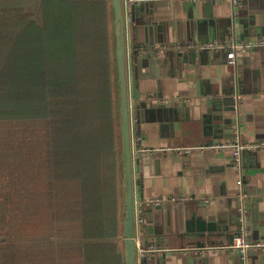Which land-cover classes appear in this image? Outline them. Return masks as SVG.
I'll return each instance as SVG.
<instances>
[{"label": "crops", "instance_id": "0c3cea01", "mask_svg": "<svg viewBox=\"0 0 264 264\" xmlns=\"http://www.w3.org/2000/svg\"><path fill=\"white\" fill-rule=\"evenodd\" d=\"M124 2L129 104L140 119V135H133L135 242L170 249L155 257L136 252L137 264H264V252L241 258L227 248L241 224L247 240L264 242V148L244 150L238 163L229 150L209 148L141 154L139 162L136 148L137 141L140 148L207 146L235 134L242 143L264 142V47L244 46L264 37V0ZM184 43L196 48L177 50ZM232 43L234 62L227 64ZM180 197L190 200L169 201ZM149 198L164 201L147 206ZM217 246L224 248H194Z\"/></svg>", "mask_w": 264, "mask_h": 264}, {"label": "trees", "instance_id": "16d2710c", "mask_svg": "<svg viewBox=\"0 0 264 264\" xmlns=\"http://www.w3.org/2000/svg\"><path fill=\"white\" fill-rule=\"evenodd\" d=\"M110 0H0V264H125Z\"/></svg>", "mask_w": 264, "mask_h": 264}, {"label": "water", "instance_id": "95a60500", "mask_svg": "<svg viewBox=\"0 0 264 264\" xmlns=\"http://www.w3.org/2000/svg\"><path fill=\"white\" fill-rule=\"evenodd\" d=\"M112 24V48L114 60V85L116 117L119 131L120 149V203H121V235L123 243L124 263L137 264L135 242V208L133 198V135L140 132L134 125L140 122L132 118L127 75V54L125 38V2L124 0H110ZM232 102L227 103L230 105ZM140 148V141L136 142ZM143 157H150L143 155ZM141 162L142 155H138Z\"/></svg>", "mask_w": 264, "mask_h": 264}, {"label": "built area", "instance_id": "2783aa9c", "mask_svg": "<svg viewBox=\"0 0 264 264\" xmlns=\"http://www.w3.org/2000/svg\"><path fill=\"white\" fill-rule=\"evenodd\" d=\"M175 1H179V2H195L197 0H175ZM217 1V0H214ZM234 4H236V0H232ZM208 47H213V44H208ZM244 46L246 48H254L257 46H262L264 47V37L263 38H257V39H250V40H246L244 42ZM219 48H222V45H218ZM229 49V52H227L226 54V63L227 64H233V60H234V56H235V49L237 48V45L235 43H232L230 45L227 46ZM177 50H184V49H191V48H196V45L192 44V43H184V44H179L177 45ZM142 50V49H141ZM143 51V50H142ZM255 147H260V148H264V142L258 144V145H254V144H250V143H242L240 141V135L239 134H235L232 137V140L230 142H219V143H211L208 144L207 146H155V147H142L139 148L138 151L140 152V154L143 155H149V156H154V155H182V154H190L196 150H204V148H209L211 150H217L220 152H224L229 150L231 152V156L234 160L235 163H238L239 161V157L240 154L244 151V150H254ZM236 184L237 185H242V182L240 179L236 180ZM247 194L242 193L238 196V199L242 200L246 197ZM186 200H190V198H186V197H180V198H170L169 201L170 202H176V201H186ZM163 199L162 198H149L146 200L145 205L147 206H155L158 207L160 205H162L163 203ZM204 202H207V200H204ZM196 249L199 250H218V249H223L224 247H194ZM227 248L233 250L234 252H236L241 258H244L246 256V254L249 251L252 252H264V242H258V241H249L246 239L245 237V230H244V226L243 224H241L239 226V230L238 233L234 234L230 244H228ZM170 249L168 247L165 246H158L155 245L153 243L150 244H140L137 243L136 244V252L139 256L141 257H155V256H159L165 252H168Z\"/></svg>", "mask_w": 264, "mask_h": 264}]
</instances>
